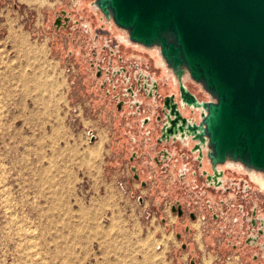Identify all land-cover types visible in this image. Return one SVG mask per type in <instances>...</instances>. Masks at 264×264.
<instances>
[{
  "label": "rangeland",
  "instance_id": "374dc122",
  "mask_svg": "<svg viewBox=\"0 0 264 264\" xmlns=\"http://www.w3.org/2000/svg\"><path fill=\"white\" fill-rule=\"evenodd\" d=\"M50 6L0 0V264H222L218 254L231 253L232 240L217 229L204 237L199 223L173 215L166 182L136 179L131 167L144 162H130L124 131L86 65L56 44ZM158 51L138 46L128 54L155 64ZM187 86L209 101L198 85ZM223 170L234 204L247 186L246 213L257 202V218L264 215V193L250 176ZM239 241L243 264H264L260 247Z\"/></svg>",
  "mask_w": 264,
  "mask_h": 264
},
{
  "label": "water",
  "instance_id": "95a60500",
  "mask_svg": "<svg viewBox=\"0 0 264 264\" xmlns=\"http://www.w3.org/2000/svg\"><path fill=\"white\" fill-rule=\"evenodd\" d=\"M95 5L131 43L160 50L179 84L182 110L202 109L193 122L174 96L167 97L158 143L172 138L190 146V141L200 168L208 147L213 174L203 175L216 187L223 176L218 167L228 161L264 174V0H96ZM185 76L213 100L199 102Z\"/></svg>",
  "mask_w": 264,
  "mask_h": 264
},
{
  "label": "built area",
  "instance_id": "2783aa9c",
  "mask_svg": "<svg viewBox=\"0 0 264 264\" xmlns=\"http://www.w3.org/2000/svg\"><path fill=\"white\" fill-rule=\"evenodd\" d=\"M48 2L54 14L51 26L56 44L64 51L67 48V60L86 65L88 77L97 86V98L114 110L113 117L119 120V127L124 131V141L129 144L131 152L130 162H144L145 166L131 167L134 175L137 178L140 174L149 175V181L158 182L161 186L166 182L175 196L171 204L173 214L178 215V209H181L191 222L199 223L204 237H211L217 229L232 240L228 243L232 252L225 256L218 254V262L243 264L242 252L238 251L241 246L239 239L246 242L248 236L254 235L259 239L264 236L257 212L251 210L246 213V198L234 204L239 198L229 197L231 187L226 183L216 187L214 183L207 182L203 172L213 174L212 168L204 167L203 162L202 168L199 167L198 153H192L193 146L173 142L172 138L169 142L158 143L166 121L165 99L174 96L182 112L179 84L174 85L172 71H160L149 60L128 54V49L139 45L131 43L124 30L106 19L97 9L96 0ZM10 4L19 7L15 1ZM182 114L186 116L184 112ZM88 135L96 138L94 132ZM142 183L148 185L145 180ZM139 201L144 203L142 197ZM189 231L192 232L191 229ZM249 247L261 248L258 245ZM257 258L254 254L253 259Z\"/></svg>",
  "mask_w": 264,
  "mask_h": 264
},
{
  "label": "bare ground",
  "instance_id": "6f19581e",
  "mask_svg": "<svg viewBox=\"0 0 264 264\" xmlns=\"http://www.w3.org/2000/svg\"><path fill=\"white\" fill-rule=\"evenodd\" d=\"M112 22V21H111ZM144 50H148V52L150 51V52H152V48H145L144 47ZM159 52V51H158ZM151 58L152 59H154V55H152L151 56ZM158 58H159V60H156L155 61V64H156V66H157V68L160 70V71H163V72H165V70L167 71V65H166V63H165V61L163 60V58L161 57V55H160V52H159V54H158ZM190 81V78L188 77V76H185L184 77V82H185V85L187 86V82H189ZM194 83V82H193ZM178 83L174 80V85H177ZM194 84H196V83H194ZM196 85H198V84H196ZM199 86V88L202 90V91H204L203 89H202V87L200 86V85H198ZM188 87V86H187ZM190 90V89H189ZM206 93V92H205ZM198 98V97H197ZM213 99H211V97H210V99H209V101H212ZM198 101L199 102H203V100H200L199 98H198ZM202 109L200 108L199 110H194L193 112H191L189 109H187L186 111H188L189 113H191V115H194L193 116V118H192V121L194 122V121H196V122H199V120H200V111H201ZM186 143H188V144H190V146H193L192 145V143H190V141L188 142V141H186ZM183 144V143H182ZM207 149H208V147H205L204 149H203V151H204V155H205V158L202 160L203 161V163H204V167H206V168H209V167H211V164H210V161L208 160V158L206 157V152H207ZM218 169L219 170H223V169H228L229 171H231V172H233L234 174H239V175H241V174H246V175H249L250 176V178H251V180L253 181V182H255L256 184H257V186L259 187V189H260V191H262L263 193H264V174L262 173V172H258V171H255V170H253V169H250V168H248V167H245L244 165H242L241 163H236V162H232V161H228L225 165H223V166H219L218 167ZM224 171V170H223ZM227 174H226V172H224V181H223V184H222V186H224V183H226V181L229 179V177L228 176H226ZM230 185V184H229ZM257 206V205H256ZM255 206V207H256ZM259 207V206H258ZM259 209H257V208H255V211L256 212H259L258 211ZM259 220H260V226L259 227H262L263 229H264V215H262V216H259ZM263 234V233H262ZM259 240H261V241H259ZM264 236H261L260 237V239H259V237H257V236H248L247 238H246V243L249 245V246H252V247H254V246H256V245H261V247L263 248V250H264ZM263 258H264V256H263Z\"/></svg>",
  "mask_w": 264,
  "mask_h": 264
},
{
  "label": "flooded vegetation",
  "instance_id": "af4514ba",
  "mask_svg": "<svg viewBox=\"0 0 264 264\" xmlns=\"http://www.w3.org/2000/svg\"><path fill=\"white\" fill-rule=\"evenodd\" d=\"M186 114H191V113H189L188 111H186L185 112ZM184 116V115H183ZM184 117H188V116H184ZM190 119H192L193 117H189ZM222 171V170H221ZM210 174V173H209ZM210 175H212V174H210ZM234 175H236V174H234ZM223 181H224V172H223V176H222V184H223ZM233 181V180H232ZM225 185V184H224ZM232 187V189L234 190V193H232V192H230V198H232V199H238L239 197H237L236 196V188L235 187H233V185L231 186ZM246 190L244 191V192H246V199L247 198H249L250 196H251V194H249V190H248V187L246 186V188H245ZM243 194V193H242ZM257 205V206H256ZM255 206H256V208L257 209H259V203H255ZM183 213V212H182ZM183 216L184 215H182V216H179V217H181V218H183Z\"/></svg>",
  "mask_w": 264,
  "mask_h": 264
},
{
  "label": "crops",
  "instance_id": "0c3cea01",
  "mask_svg": "<svg viewBox=\"0 0 264 264\" xmlns=\"http://www.w3.org/2000/svg\"><path fill=\"white\" fill-rule=\"evenodd\" d=\"M172 214H173V213H172ZM173 215H175V214H173ZM177 216H178V215H177ZM166 220H167V219L161 218V222H163V223L166 222ZM200 232H201V231H200ZM259 241H261V240H259ZM261 242H262V241H261ZM259 246H261V245H259ZM257 248H258V247H257ZM257 248H256V249H257ZM251 249L253 250L254 248H251ZM259 249H261V250L263 251V248H262V247L259 248ZM248 254H249V252H245V253H244V256H246V255H248ZM241 259L244 260L243 254H242V258H241Z\"/></svg>",
  "mask_w": 264,
  "mask_h": 264
}]
</instances>
